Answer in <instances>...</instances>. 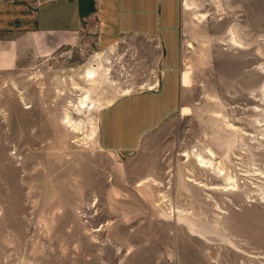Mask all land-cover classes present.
I'll use <instances>...</instances> for the list:
<instances>
[{
    "label": "rangeland",
    "instance_id": "obj_1",
    "mask_svg": "<svg viewBox=\"0 0 264 264\" xmlns=\"http://www.w3.org/2000/svg\"><path fill=\"white\" fill-rule=\"evenodd\" d=\"M182 5L181 106L134 152L103 149L99 117L158 90L157 42L3 39L0 264H264V0Z\"/></svg>",
    "mask_w": 264,
    "mask_h": 264
},
{
    "label": "crops",
    "instance_id": "obj_2",
    "mask_svg": "<svg viewBox=\"0 0 264 264\" xmlns=\"http://www.w3.org/2000/svg\"><path fill=\"white\" fill-rule=\"evenodd\" d=\"M182 6V0H0V72L14 65V46L3 42L13 35L56 36L68 43L70 37L92 29L107 38L157 42L161 50L158 90L122 97L99 117L102 148L134 152L144 136L181 106ZM170 46L175 60L167 66Z\"/></svg>",
    "mask_w": 264,
    "mask_h": 264
},
{
    "label": "bare ground",
    "instance_id": "obj_3",
    "mask_svg": "<svg viewBox=\"0 0 264 264\" xmlns=\"http://www.w3.org/2000/svg\"><path fill=\"white\" fill-rule=\"evenodd\" d=\"M232 41L235 42V40H232ZM97 74H98V71L96 69L91 68V69L87 70L84 78H85V80L87 82H93V81L96 80V78L98 76ZM88 101H89V98L88 97H85L84 100L81 102V105H84L83 106L84 109H89ZM210 155L213 156L211 153H210ZM200 167L206 168V169L211 168L212 167L211 160H209V161L200 160Z\"/></svg>",
    "mask_w": 264,
    "mask_h": 264
}]
</instances>
